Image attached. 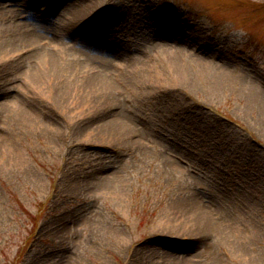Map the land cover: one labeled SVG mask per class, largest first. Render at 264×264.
Returning a JSON list of instances; mask_svg holds the SVG:
<instances>
[{
	"label": "rangeland",
	"instance_id": "rangeland-1",
	"mask_svg": "<svg viewBox=\"0 0 264 264\" xmlns=\"http://www.w3.org/2000/svg\"><path fill=\"white\" fill-rule=\"evenodd\" d=\"M39 1L0 0V264H264V0H93L109 42L87 22L67 37L70 16ZM15 22L74 48L101 88L64 107L29 88L4 42ZM152 38L226 79L142 55ZM118 52L146 64L140 81ZM196 199L240 228L238 248L182 222Z\"/></svg>",
	"mask_w": 264,
	"mask_h": 264
},
{
	"label": "bare ground",
	"instance_id": "bare-ground-1",
	"mask_svg": "<svg viewBox=\"0 0 264 264\" xmlns=\"http://www.w3.org/2000/svg\"><path fill=\"white\" fill-rule=\"evenodd\" d=\"M82 1V3H80ZM93 2V0H40L38 2V7L40 10L47 11L48 14L58 13V17L64 18L66 15L70 17L67 18V22L64 24V33L70 37V34L75 28H78L84 22L88 23L87 34L94 41H101L106 39L109 42V30H104L102 23L98 21L95 17L102 12L105 13V8L108 6L107 3L98 7L97 10L89 8L88 3ZM85 3V5H83ZM111 7V6H110ZM14 21V20H13ZM18 22L13 23V33L8 40H4L5 45L9 44L7 52L9 54L14 53L15 56L11 58V64H18L21 62H29L28 69L25 73L26 81L30 82L29 88L34 89L36 92L49 94L52 96V100L55 103L65 106L68 102L78 101L83 102L86 98L85 94H92V91H88L92 85L95 88V84H100L102 80H98L99 75H95L96 78L87 73L89 71L86 67L80 68L77 64L78 61L74 60L75 53L71 48H64L63 44L55 45L49 40L45 39L43 32L38 30L30 32L27 35V31L21 27ZM75 27L71 33L70 30ZM41 28L45 29L46 32L51 33L49 26ZM42 30V29H41ZM43 31V30H42ZM53 33V32H52ZM17 36H20L17 37ZM108 36V37H107ZM16 37L17 40H15ZM13 41V42H12ZM66 40H63V42ZM11 43V45H10ZM81 49V48H80ZM67 50V51H66ZM143 54L150 58L156 57L158 61H162L163 64L174 65L176 67H195L197 70L203 72L206 75L214 77H220L226 79L227 74L224 70L217 69L215 63L208 62L206 56L191 49L187 46L178 44L177 42L162 40L161 38H152L144 44ZM88 51V50H85ZM95 55L103 57L99 60H106L104 58L106 53L97 52L95 50ZM104 51V50H102ZM3 53V49L0 50V55ZM84 55V54H82ZM116 57L121 58L122 62L117 63L123 71L129 75H133L130 80V84L133 85L134 81H140V73L143 72V68L146 64L142 62V66L131 63L130 57H135L134 53H129L125 55L124 53L114 54ZM125 55V56H124ZM150 55V56H149ZM9 55H6L8 57ZM70 59V61H69ZM128 61V62H125ZM113 63V62H110ZM113 64H116L114 62ZM87 73V74H86ZM86 74L85 78H82ZM105 85L106 82L104 81ZM99 88V89H100ZM93 90V89H92ZM100 91V90H99ZM106 95L108 89H101ZM39 93V92H38ZM110 96V95H109ZM72 104V103H70ZM175 208V207H174ZM169 211L174 209H168ZM178 214L182 222L187 224L194 223L200 227L203 231L215 230L219 233V236L224 237L226 241L233 247H239L241 245V232L239 229L230 222L228 218L222 216L213 215L210 211V207L203 200H193L188 206L176 207L174 210Z\"/></svg>",
	"mask_w": 264,
	"mask_h": 264
}]
</instances>
